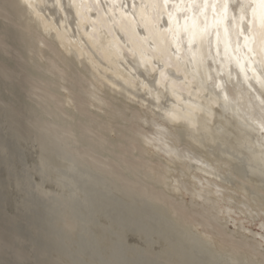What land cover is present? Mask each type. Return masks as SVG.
<instances>
[{
	"label": "bare ground",
	"instance_id": "6f19581e",
	"mask_svg": "<svg viewBox=\"0 0 264 264\" xmlns=\"http://www.w3.org/2000/svg\"><path fill=\"white\" fill-rule=\"evenodd\" d=\"M3 1L25 50L7 55L37 158L10 165L36 263L264 264V38L233 51L239 1L219 25L221 0Z\"/></svg>",
	"mask_w": 264,
	"mask_h": 264
},
{
	"label": "rangeland",
	"instance_id": "374dc122",
	"mask_svg": "<svg viewBox=\"0 0 264 264\" xmlns=\"http://www.w3.org/2000/svg\"><path fill=\"white\" fill-rule=\"evenodd\" d=\"M2 1L0 0V5L2 3H3L2 5H4V1L3 2ZM2 5H1L2 8L1 7L0 8L3 9V10L6 9V7L2 6ZM2 18L3 17L1 16V18H0V29L1 30L3 29V31H2L3 33L0 30V47H1L0 49L2 51V53L0 52V64H1L0 67L2 68L1 70H3V71L0 70V73H1L0 76L2 74H6V75H4V76L2 75V77H1V80L2 79L4 80V81L2 80V84H1V80H0V86L2 88H4V89L0 88V145H2L4 147L3 149L6 152L10 153V155H8V158H9L10 162H8V166H6V167H4V165H2L0 163V189L3 188L2 190H0L2 192V193L0 192V196H1L0 197V202H1L0 203L1 204L0 205V213L2 212L0 214V237H2V238H0V264H6V263L9 264V262H10V264H14V263L15 264H20V262H21V264H37L36 260H35L36 258L33 257L32 255H30L31 254V252H30L31 248H29L30 243L27 242L29 240L24 237L25 234H29V233L25 231L26 230L25 228H24L25 230L22 231V227H23L22 224L23 223H22V220H21V216L18 213V211L21 213V210H20V206L18 205V202H17V189L14 186L15 185L14 181H16L15 180L16 177H15V174H14L15 172L13 170V165H10L13 162V160L18 159L19 157H22L23 161L26 164V166L27 167H31L32 164L36 161V158H37V155H35V154H37V151H36L37 150V146H36L35 143L32 142V134L30 132V129L28 128V122L27 121L30 118H29V113L25 110L26 106H25V102L24 101H26V100H24L25 99L24 87L22 86V82L20 81V77H18V76H17L18 78L16 77V75H17L16 73L19 72V69H18L19 66H18L17 60H16V58L14 56L16 53H14V55L9 54L11 57H9L7 55L8 54L7 52H9V50H10L11 53H13L14 51L15 52H20V53L22 52V54L24 55L25 54V50L24 49H20V48H23L24 46H23V43H21V40H20L21 39V37H20L21 34L19 33V31L15 27H13L12 25L7 26L6 24H7L8 21L5 22L4 19L2 21ZM1 22H3V23L1 24ZM9 24L10 23H8V25ZM5 27H8V28H5ZM4 29H8L7 32L6 31L4 32ZM4 33H7L5 35L7 37L2 40V38L5 37V36H3ZM9 33L10 34L12 33V37H11V35ZM15 36H16V38H15ZM18 38H19V40H18ZM8 40H10L12 42H10ZM13 40H14L16 45L13 44ZM9 45H11L12 48H10L11 46H9ZM17 45H18V47H17ZM4 46H8V47H4ZM19 46H21V47H19ZM15 48H16V50H15ZM17 50H19V51H17ZM13 58H15L16 61ZM12 61H13V63H12ZM15 64H17V66ZM3 67L5 69L6 68L9 69V71L6 69L7 72L5 73ZM13 68H14V70H13ZM15 70H16V72H15L16 75L14 76L13 73H14ZM20 74H21V70H20ZM7 75H8V77H7ZM18 75H19V73H18ZM11 77H12V79H11ZM4 78L8 79V82H5ZM13 79L14 80L16 79L15 80L16 82H14ZM17 79L20 82H18ZM17 82H18L19 86H20V83H21V87L20 88L23 90L22 92H21V89L18 87V85H17V87H13V86H15V84H17ZM5 85H9V87L5 86ZM10 91H12V92H10ZM15 103H17L19 105H16ZM5 107H6L7 110L5 109ZM2 108H3V110H2ZM21 109H22V112H21ZM99 113H101V111H99ZM23 114L26 116L25 119L23 118L24 117ZM102 115H103V113H102ZM108 136L111 139L112 138L113 139L116 138L115 134L113 132L108 134ZM29 160H30V162H29ZM0 162H1V159H0ZM2 184H3V186H2ZM16 205H18V206H16ZM13 213L15 215H13ZM16 213H18V214H16ZM2 218L5 219L7 223L5 222V220L3 222ZM13 221L15 223H13ZM16 223L17 224L20 223L19 226L21 228V231H19L20 228L19 229L17 228L18 225H16V227H15ZM8 225L9 226L12 225L14 228L12 229V226L8 227ZM15 229H16V231L14 232ZM8 230H10V232ZM16 232H18L17 235H16ZM21 233H23V235H21ZM20 235H21V237H20ZM17 236H19V238ZM131 238H133V237H130V239ZM17 239H20V240L17 241ZM134 239H136V238L134 237L133 241H134ZM25 240H26V243H25ZM21 241H23V242H21ZM135 241H138V240H135ZM19 244H21V245H19ZM26 245H28V246H26ZM23 246L24 247L26 246V247L24 248ZM28 248L30 249V251H29ZM26 249H28V250H26ZM20 250H23V251L20 252ZM7 251H9L10 253L7 252ZM4 253H5V255H4ZM16 253H17V255H16ZM18 253H22V258L21 259H15V258H18V256H19ZM24 254L27 255V256H25ZM8 255H10V256H8Z\"/></svg>",
	"mask_w": 264,
	"mask_h": 264
},
{
	"label": "snow or ice",
	"instance_id": "6c2138e0",
	"mask_svg": "<svg viewBox=\"0 0 264 264\" xmlns=\"http://www.w3.org/2000/svg\"><path fill=\"white\" fill-rule=\"evenodd\" d=\"M165 4L168 3V0H164ZM190 2L194 5L195 0H190ZM208 0H204V5L207 6ZM220 7L224 9L223 14L220 16V19L217 20V25L221 23L222 20L227 19L228 12V0H221ZM213 11H218L217 8V0H213ZM240 15L238 17L239 27L237 29V17H232V26L234 29H237L235 34L237 36L236 48L233 51H239L241 47L245 49L252 50L249 47V37L247 33H255L258 31L260 36L264 38V0H239L238 2ZM249 10H251V16L249 18ZM228 32V28H225V33ZM217 37L219 38V32H217ZM240 38H243V45L240 43ZM231 48L230 42L225 43V54ZM163 76V73H161Z\"/></svg>",
	"mask_w": 264,
	"mask_h": 264
},
{
	"label": "water",
	"instance_id": "95a60500",
	"mask_svg": "<svg viewBox=\"0 0 264 264\" xmlns=\"http://www.w3.org/2000/svg\"><path fill=\"white\" fill-rule=\"evenodd\" d=\"M249 17H250V13H249ZM160 23H165L166 25H168V19L166 17H164V15H163V19L161 18V22Z\"/></svg>",
	"mask_w": 264,
	"mask_h": 264
}]
</instances>
